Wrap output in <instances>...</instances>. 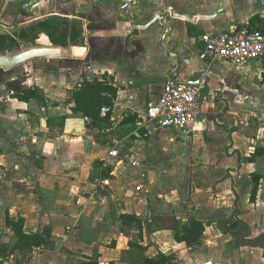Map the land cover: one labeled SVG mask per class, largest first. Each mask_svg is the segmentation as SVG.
Masks as SVG:
<instances>
[{
  "label": "crops",
  "instance_id": "obj_1",
  "mask_svg": "<svg viewBox=\"0 0 264 264\" xmlns=\"http://www.w3.org/2000/svg\"><path fill=\"white\" fill-rule=\"evenodd\" d=\"M257 15L261 19L253 21ZM53 17L67 20L68 46L55 45L51 29H40L34 46L53 43L60 57L37 58L21 70L0 67V264H141L159 252L174 255L172 264H264L262 248L236 247L235 238L217 228L219 221L240 220L249 228L245 241L264 234V109L253 115L244 100L264 98V63L248 85L201 41L232 25H260L264 0H0V34ZM237 66L242 72L248 65ZM198 73L203 96L190 137L148 119L147 107L169 76L187 82ZM16 79L24 87L36 83L44 99L13 97L7 82ZM86 79L119 88L110 124L89 126L73 111L69 97ZM125 117L136 120L122 123ZM257 149L262 154L249 161ZM253 172L261 175L255 203ZM218 181L225 184L219 194L235 195L233 211L229 198L202 197L207 190L214 194ZM136 186L145 187L141 197ZM123 213L142 217L140 237L123 223ZM169 215L206 222L201 242H176L156 219ZM20 217L28 234L51 228L45 246L14 248L8 219ZM253 229L261 232L252 237Z\"/></svg>",
  "mask_w": 264,
  "mask_h": 264
},
{
  "label": "trees",
  "instance_id": "obj_2",
  "mask_svg": "<svg viewBox=\"0 0 264 264\" xmlns=\"http://www.w3.org/2000/svg\"><path fill=\"white\" fill-rule=\"evenodd\" d=\"M261 19L260 16L254 17L252 20L256 21ZM40 29L52 30L49 31L48 35L53 39L55 45L66 47L68 42L63 39L67 30L68 22L61 17H53L49 20L39 22L36 25H31L22 28L18 33H2L0 34V55L6 53L15 54L20 52L23 47H31L36 45V34ZM74 33L80 35L82 30L77 24L73 25ZM32 59L12 70L22 69L26 65L30 64ZM11 70V71H12ZM24 76H29V71H24ZM20 78V77H19ZM7 87L12 91V96L23 101H30L31 99H36L41 102L44 99L42 89L36 84L32 83L28 87H24L20 80H11L7 82ZM119 94V88L113 83L107 80H84L80 86H78L69 100L75 103L73 107L74 112L82 113L83 116L88 118L89 126L99 127L102 123H111V113L115 106ZM103 106H108L110 111L107 115L103 116L101 114V109ZM136 118L125 117L122 123H129L135 121ZM262 154L260 149L252 154L248 160L254 161L255 158ZM251 178L253 182L250 202L255 203L258 199L261 175L258 173H251ZM1 185V184H0ZM121 219L125 225L135 226L139 230V237L142 235L144 226L143 219L136 214L123 213ZM161 221V226L168 228L172 231L173 237L176 242H185L188 246H194L199 244L202 240L203 234L206 229V222L196 219L193 216H189L186 222H181L176 215H169L165 217L156 218ZM9 224L12 226L15 234L17 236V241L14 248L17 249H31L33 247L45 246L49 239L51 238V228L46 227L42 232L26 233L24 227V220L20 217L18 220L13 221L8 219ZM217 228L224 234H230L235 238L236 247H240L244 244H252L263 249L264 252V234H260L258 238L253 241H245L244 237L249 232L247 225L242 224L240 220L225 219L217 223ZM130 245L137 246L133 241ZM175 256L166 255L159 252L153 257H147L143 260L141 264H172ZM77 264H100L96 260H85L80 261Z\"/></svg>",
  "mask_w": 264,
  "mask_h": 264
},
{
  "label": "built area",
  "instance_id": "obj_3",
  "mask_svg": "<svg viewBox=\"0 0 264 264\" xmlns=\"http://www.w3.org/2000/svg\"><path fill=\"white\" fill-rule=\"evenodd\" d=\"M205 50L220 59L245 66L252 61L264 63V22L258 26L232 25L226 30L205 33L201 37ZM203 91L200 86L189 85L174 80L171 76L164 83L157 101L147 107L148 119L158 126L171 129L178 137H190L200 113ZM108 106H103L101 114L107 115ZM116 151L110 155L117 158ZM145 176L144 173L141 174ZM102 185L105 180L97 178ZM99 188L95 190L98 193Z\"/></svg>",
  "mask_w": 264,
  "mask_h": 264
},
{
  "label": "rangeland",
  "instance_id": "obj_4",
  "mask_svg": "<svg viewBox=\"0 0 264 264\" xmlns=\"http://www.w3.org/2000/svg\"><path fill=\"white\" fill-rule=\"evenodd\" d=\"M225 62V61H224ZM226 63V65H227V68H229V72H233L234 74H236V75H238V76H241V77H243V79L245 80V83L246 84H248L249 85V82L251 81V82H255L256 80H258V75L260 74V67H261V61H259V60H255L254 62H252V63H249V64H247L248 66H247V68H245L244 70H242V72H241V70H237V69H239L238 68V66H237V64H234V63H232V62H228V60L225 62ZM255 85H256V83H255ZM256 88V90H255V93L257 94V92L259 91L258 90V86L256 85L255 86ZM261 96V95H260ZM244 100H246L247 102H249L250 101V103L252 104V106L254 107V109H253V107H251V108H249V109H251L252 111V113H254L253 115H255V113H257V112H260V111H262L263 109H264V98H260L259 99V101H257V99L256 98H253V97H251V96H245V98H244ZM253 120H251V121H254V120H256V118H254V116H253V118H252ZM253 123V122H252ZM117 161V164H119V165H123L124 164V162H122L120 159H118V160H116ZM109 172H110V170H108ZM111 174V173H110ZM225 180H229L228 178H226ZM224 181H218V182H216L215 184H214V187H215V191H214V194H211V193H209V191L207 190V191H204V193H203V195H202V197L203 198H205L206 196H209V195H212L213 196V198L219 203V202H222L223 200H228V198L230 199L229 201H228V204H229V208H230V211H231V209H232V211H233V203H235V201H236V197H235V195L233 194V193H229L228 195H222V194H219V190H216V189H221V187H222V185H225L224 183H223ZM201 184H203V183H201ZM230 184V182H228V185ZM198 186H199V184H198ZM138 186H136V187H134V191L136 192V193H141L142 192V189L143 188H145V187H143V188H141V189H138L137 188ZM192 187V186H191ZM191 187H189V186H187L186 187V190L187 191H191ZM200 187V186H199ZM203 189H205V188H207L205 185H204V187H202ZM182 190H184L183 188H181ZM216 191H218V192H216ZM191 192H193V191H191ZM142 194H145L144 192H142L141 193V195H140V197L142 196ZM208 194V195H207ZM155 195V194H154ZM229 196V197H228ZM157 225H158V223H155V225L153 226V227H157ZM261 231H260V229H253L252 230V237H255V236H257L259 233H260ZM130 236H131V234H130ZM139 237V236H138ZM137 237V232L135 231L134 232V234H133V239H137L138 238ZM231 248V247H230ZM176 258V257H175ZM174 258V259H175Z\"/></svg>",
  "mask_w": 264,
  "mask_h": 264
},
{
  "label": "water",
  "instance_id": "obj_5",
  "mask_svg": "<svg viewBox=\"0 0 264 264\" xmlns=\"http://www.w3.org/2000/svg\"><path fill=\"white\" fill-rule=\"evenodd\" d=\"M61 51L62 49L60 47H54L53 43L42 42V46H34L15 54L6 53L0 55V67L6 70H12L35 58H58L61 56ZM202 74L203 73H198L195 80L187 81L185 83L198 86Z\"/></svg>",
  "mask_w": 264,
  "mask_h": 264
}]
</instances>
